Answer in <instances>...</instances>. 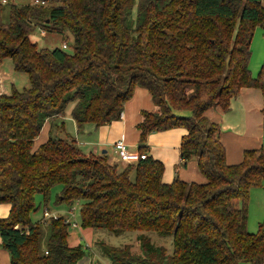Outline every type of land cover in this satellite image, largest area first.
Returning <instances> with one entry per match:
<instances>
[{"label":"trees","instance_id":"trees-1","mask_svg":"<svg viewBox=\"0 0 264 264\" xmlns=\"http://www.w3.org/2000/svg\"><path fill=\"white\" fill-rule=\"evenodd\" d=\"M2 1L0 64L10 58L29 78L28 87L0 93V204L10 205L0 217V248L10 264L85 257L83 245L69 244L72 222L45 218L57 185L58 205L79 202L80 228L170 239L168 252L139 234L141 254L101 242L109 264H264V228L246 226L249 191L264 182V141L229 164L220 124L205 115L228 111L242 88H256L264 131V61L256 76L249 69L254 28L264 29L262 0ZM37 29L61 34L66 48L40 47L30 38ZM136 87L154 104L136 124V162L120 168L50 128L34 147L44 123L64 117L69 104L78 130L119 120ZM173 128L184 130L182 162L195 160L204 182L163 179L164 164L149 154L146 138ZM40 207L42 219L33 221Z\"/></svg>","mask_w":264,"mask_h":264},{"label":"crops","instance_id":"crops-1","mask_svg":"<svg viewBox=\"0 0 264 264\" xmlns=\"http://www.w3.org/2000/svg\"><path fill=\"white\" fill-rule=\"evenodd\" d=\"M153 107L154 104L148 90L136 87L132 97L124 104L119 120H113L97 127L86 123L82 129L78 130L69 112L64 115L65 117L47 120L35 139L34 147L48 139L49 128L54 135L69 138L67 130L75 128L77 131L74 140L82 152L94 155L106 153L112 164H117L122 168L125 163L119 161L114 150V143L119 139H124L130 151H137L139 131L136 124L141 119L140 112L153 109ZM261 108V92L256 88H242L238 96L231 100L228 111L209 109L205 112L209 120L220 124V140L225 147L226 160L229 164L239 162L244 149L257 148L262 145L264 131ZM65 125H68V128H65ZM183 134L184 130L181 128L148 134L146 144L149 147V154L164 164L163 179L166 182L171 181L176 175L184 181L204 182L205 178L200 173L195 160L182 162L179 145ZM9 208V204H0V217H5ZM83 260H86L85 264H91V260L87 257H83L79 264ZM104 263L109 264L107 260ZM0 264H10L8 253L1 248Z\"/></svg>","mask_w":264,"mask_h":264},{"label":"rangeland","instance_id":"rangeland-1","mask_svg":"<svg viewBox=\"0 0 264 264\" xmlns=\"http://www.w3.org/2000/svg\"><path fill=\"white\" fill-rule=\"evenodd\" d=\"M12 3L21 5L31 3L32 0H11ZM264 3V0H262ZM6 17V11L2 18ZM31 40L37 42L40 47L45 48H55L62 45L64 38L61 34L54 32H43L40 30H35L31 35ZM251 57L249 62V69L253 76H256L261 68L264 61V29L260 25H256L253 31L251 40ZM0 73L2 75V92L9 93L13 88L20 90L22 88L29 86L28 75L24 72H17L13 69L10 58H5L0 64ZM232 110V109H231ZM71 111V104L67 106L65 110V115ZM236 114V111H235ZM65 117V116H64ZM64 120V119H63ZM85 125V124H84ZM68 128V125H65ZM76 129H68L67 133L70 138H76ZM79 136V134H78ZM264 141V132H263ZM264 146V143H263ZM131 176L132 173H131ZM60 191V185L53 187L50 195V200L46 205V210L48 214L51 215H62L67 218L70 222H76L80 225L79 219V207L78 201H74L72 204L67 205L65 203L58 205L55 202L56 195ZM36 204H42V197L36 196ZM248 218H247V230L248 232L255 233L258 231L260 224L264 228V182L261 186L251 188L248 197ZM70 210L73 211L71 215ZM43 208L40 207L39 210L32 213L33 221H40L42 219ZM46 218V217H45ZM68 221V222H69ZM46 233V229H44ZM141 233L147 235L151 242L156 246H163L167 248L168 252H171V243L168 237H163L158 235L156 232H139L132 231L126 232L121 235H115L105 229H95V228H80L72 227L69 225V244L76 245L81 244L85 248V257L89 258L92 262H100L105 264L106 258L102 257L100 254L99 243L103 242L105 245L110 247L120 248L125 245H129L132 253L141 254V249L137 241V236ZM82 260V259H81ZM86 260H83L81 264H85Z\"/></svg>","mask_w":264,"mask_h":264},{"label":"built area","instance_id":"built-area-1","mask_svg":"<svg viewBox=\"0 0 264 264\" xmlns=\"http://www.w3.org/2000/svg\"><path fill=\"white\" fill-rule=\"evenodd\" d=\"M6 0H3L2 3H5ZM33 3H38V0H33ZM63 48H66V45H62ZM2 92V75L0 73V93ZM114 150L117 154L119 161L124 163H134L139 159V154L136 151H130L127 143L124 139H119L114 143ZM45 217H49L48 213H44ZM51 215V214H50ZM53 217H57L55 215H51ZM72 227H78L76 222L71 223Z\"/></svg>","mask_w":264,"mask_h":264}]
</instances>
